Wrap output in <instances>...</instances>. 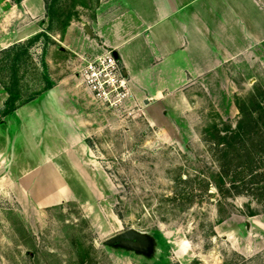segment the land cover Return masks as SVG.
<instances>
[{
    "label": "rangeland",
    "instance_id": "374dc122",
    "mask_svg": "<svg viewBox=\"0 0 264 264\" xmlns=\"http://www.w3.org/2000/svg\"><path fill=\"white\" fill-rule=\"evenodd\" d=\"M106 2L63 5L72 22L86 23ZM32 52L53 84L69 74L81 83L78 59L52 45L44 50L39 44ZM230 72L238 86L231 109L218 112L195 88L186 126L176 125L169 112L155 126L129 109L86 113L92 156L78 162L84 190L70 175L69 187L53 192L63 202L46 207L28 199L30 193L17 191L18 199L16 192L0 190V264H264V179L259 190L242 194L227 178L222 185L221 163L205 134L213 123L225 127L219 118L236 125L235 99L264 88V59L230 66ZM41 88L32 85L33 92ZM83 93L82 103L96 109ZM250 211L256 216L249 217ZM129 229L152 239L149 254L104 246Z\"/></svg>",
    "mask_w": 264,
    "mask_h": 264
},
{
    "label": "crops",
    "instance_id": "0c3cea01",
    "mask_svg": "<svg viewBox=\"0 0 264 264\" xmlns=\"http://www.w3.org/2000/svg\"><path fill=\"white\" fill-rule=\"evenodd\" d=\"M107 1L91 22H71L63 36H52V46L80 65L111 52L131 81L132 113L150 126L168 112L186 126L195 88L218 112L229 111L238 89L230 66L264 59V0ZM47 27L44 0H0V54ZM81 88L75 76H64L2 120L1 191L30 193L46 207L63 202L53 192L70 185V175L84 190L78 162L92 156L86 113L100 110L82 103ZM8 98L0 84V111Z\"/></svg>",
    "mask_w": 264,
    "mask_h": 264
},
{
    "label": "trees",
    "instance_id": "16d2710c",
    "mask_svg": "<svg viewBox=\"0 0 264 264\" xmlns=\"http://www.w3.org/2000/svg\"><path fill=\"white\" fill-rule=\"evenodd\" d=\"M48 27L23 44L13 46L0 54V84L9 98L0 111V123L9 114L34 101L41 94L51 90L54 84L49 80L47 66L42 60L39 68L33 60L32 50L39 44L47 49L54 44L52 36H63L72 22V14L63 5V0H44ZM42 86L33 92L32 85ZM238 121L235 126L226 125L220 118L219 123L206 130L207 144L213 156L221 163L224 178L238 194L259 190L264 179V88L256 86L246 97L235 99ZM249 217L256 216L250 211Z\"/></svg>",
    "mask_w": 264,
    "mask_h": 264
},
{
    "label": "built area",
    "instance_id": "2783aa9c",
    "mask_svg": "<svg viewBox=\"0 0 264 264\" xmlns=\"http://www.w3.org/2000/svg\"><path fill=\"white\" fill-rule=\"evenodd\" d=\"M81 84L97 109L117 115L133 111L131 81L124 75L116 57L108 52L96 59H81L78 69Z\"/></svg>",
    "mask_w": 264,
    "mask_h": 264
},
{
    "label": "water",
    "instance_id": "95a60500",
    "mask_svg": "<svg viewBox=\"0 0 264 264\" xmlns=\"http://www.w3.org/2000/svg\"><path fill=\"white\" fill-rule=\"evenodd\" d=\"M105 247H122L149 254L152 250V239L145 233L129 229L104 242Z\"/></svg>",
    "mask_w": 264,
    "mask_h": 264
},
{
    "label": "bare ground",
    "instance_id": "6f19581e",
    "mask_svg": "<svg viewBox=\"0 0 264 264\" xmlns=\"http://www.w3.org/2000/svg\"><path fill=\"white\" fill-rule=\"evenodd\" d=\"M79 179V178H78ZM80 184H81V182H80ZM82 185V184H81ZM84 187V186H83Z\"/></svg>",
    "mask_w": 264,
    "mask_h": 264
}]
</instances>
